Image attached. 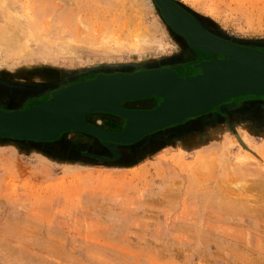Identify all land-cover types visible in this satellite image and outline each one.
I'll list each match as a JSON object with an SVG mask.
<instances>
[{
    "label": "rangeland",
    "instance_id": "obj_1",
    "mask_svg": "<svg viewBox=\"0 0 264 264\" xmlns=\"http://www.w3.org/2000/svg\"><path fill=\"white\" fill-rule=\"evenodd\" d=\"M175 1L264 49V0ZM181 38L153 0H0V107L99 72L170 67ZM230 101L113 148L79 131L0 137V264H264V99Z\"/></svg>",
    "mask_w": 264,
    "mask_h": 264
},
{
    "label": "water",
    "instance_id": "obj_2",
    "mask_svg": "<svg viewBox=\"0 0 264 264\" xmlns=\"http://www.w3.org/2000/svg\"><path fill=\"white\" fill-rule=\"evenodd\" d=\"M153 1L164 21L190 46L223 57L199 61L195 66L200 71L185 76L169 66L99 72L51 90L33 107H0V137L52 141L61 133L79 131L113 148L134 144L227 100L236 108L238 97L264 99V50L209 33L175 0ZM148 97L160 101L145 109L120 105ZM93 112L120 116L124 124L115 131L103 129L84 119Z\"/></svg>",
    "mask_w": 264,
    "mask_h": 264
},
{
    "label": "flooded vegetation",
    "instance_id": "obj_3",
    "mask_svg": "<svg viewBox=\"0 0 264 264\" xmlns=\"http://www.w3.org/2000/svg\"><path fill=\"white\" fill-rule=\"evenodd\" d=\"M199 22H200L199 24L209 33H211L217 37L227 39V38H224V37L218 35L217 33H215L210 27H207L203 22H201V21H199ZM182 41H183V43L185 42L186 45L182 44V45H184V47L182 49H180V51L173 58H171L169 61L170 67L174 68L177 71V73L181 76L198 73L200 70L195 66L198 61L207 60V59H210L211 57H217V58L223 57L219 53H213V54L209 55V54L205 53L204 51H202L198 48H191L189 46V44L186 42L187 40L185 38H183ZM262 50H264V49H262ZM156 99H158V98H156ZM127 108L145 109V108H151V107H146V106L129 107V106H127ZM101 128L106 129V130H111V131L119 130V128L111 129V128H106V127H102V126H101Z\"/></svg>",
    "mask_w": 264,
    "mask_h": 264
},
{
    "label": "bare ground",
    "instance_id": "obj_4",
    "mask_svg": "<svg viewBox=\"0 0 264 264\" xmlns=\"http://www.w3.org/2000/svg\"><path fill=\"white\" fill-rule=\"evenodd\" d=\"M148 2L150 3V0H148ZM184 8V7H183ZM188 13H190L186 8H184ZM191 14V13H190ZM66 44V43H65ZM137 47V46H136ZM53 51V50H52ZM134 101V100H133ZM98 113H104V112H98ZM112 115H114V114H112ZM116 116V115H115ZM119 118H121L120 116H118ZM122 119V118H121ZM90 136H92V135H90ZM92 137H94V136H92Z\"/></svg>",
    "mask_w": 264,
    "mask_h": 264
}]
</instances>
